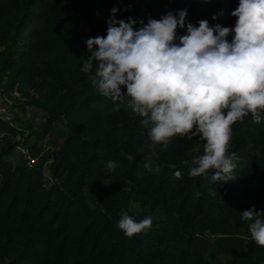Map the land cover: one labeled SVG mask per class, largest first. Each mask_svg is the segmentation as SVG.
I'll list each match as a JSON object with an SVG mask.
<instances>
[{"label": "trees", "instance_id": "16d2710c", "mask_svg": "<svg viewBox=\"0 0 264 264\" xmlns=\"http://www.w3.org/2000/svg\"><path fill=\"white\" fill-rule=\"evenodd\" d=\"M238 4L0 0V88L13 96L14 85L30 84L32 103L48 113L35 144L45 135L59 141L39 157L41 167L52 160L48 187L41 168L19 164L0 173V264H264V246L247 240L250 221L241 219L250 208L264 210V119L257 124L249 114L232 126L228 151L238 157L236 178L215 185L211 173L189 175L191 161L203 154L198 136L153 148L142 117L126 104L115 110L93 86L95 62L89 73L81 70L91 55L85 41L107 33L112 8L119 10L116 19H135L137 27L186 9V24L198 27L203 19L234 28ZM184 34L186 28L177 30V38ZM16 130L0 118V133ZM109 160L116 164L111 172ZM128 199L146 212H125ZM125 213L137 222L152 217L151 228L126 237L117 227Z\"/></svg>", "mask_w": 264, "mask_h": 264}, {"label": "clouds", "instance_id": "9594fccd", "mask_svg": "<svg viewBox=\"0 0 264 264\" xmlns=\"http://www.w3.org/2000/svg\"><path fill=\"white\" fill-rule=\"evenodd\" d=\"M110 11L106 36L85 41L91 55L81 70L89 73L95 62L93 86L117 104L115 110L126 104L142 117L153 148H166L178 136H198L203 154L191 161V177L211 173L215 185L234 180L238 157L228 151L232 126L249 114L254 123L264 119V0H239L231 13L237 18L234 28L210 26L203 19L198 27L186 24V9L168 10L146 24L141 20L137 28V20H118L119 10ZM185 28L177 38V30ZM144 167L151 169V155ZM115 168L107 161L108 171ZM241 219L250 221L251 240L264 246V210L250 208ZM152 222L125 213L117 227L132 238Z\"/></svg>", "mask_w": 264, "mask_h": 264}, {"label": "rangeland", "instance_id": "374dc122", "mask_svg": "<svg viewBox=\"0 0 264 264\" xmlns=\"http://www.w3.org/2000/svg\"><path fill=\"white\" fill-rule=\"evenodd\" d=\"M101 25L105 24L104 16H101ZM137 27V26H136ZM138 28V27H137ZM103 36H106V32L101 31ZM16 92L19 93V97L15 98ZM13 96L3 92V88H0V103H5L7 100H16L18 103L15 105V118L19 124L22 120L24 125L22 127L25 131L17 129L14 132H2L0 133V173L6 167H14L15 165H24L27 168H33L35 170L42 169L44 174L43 185L48 187L52 180V160L50 159L42 167L39 164V157L43 152H54L56 144L49 141V136L45 135L39 144H35L37 138L36 131L42 129V124L46 120L48 113L42 109H39L32 103V97L35 95L34 88L29 84L25 88L20 89L17 85H14L11 89ZM18 145H23L28 150L27 153L23 154L18 148ZM35 157L36 162L33 165L29 164L30 158ZM108 180L106 183H109ZM129 182L127 181V184ZM125 212L133 216H137L141 212H146L142 205L138 201L133 199L126 200ZM249 238V237H247ZM251 241V239H247ZM219 256L225 259L228 254L220 251Z\"/></svg>", "mask_w": 264, "mask_h": 264}, {"label": "built area", "instance_id": "2783aa9c", "mask_svg": "<svg viewBox=\"0 0 264 264\" xmlns=\"http://www.w3.org/2000/svg\"><path fill=\"white\" fill-rule=\"evenodd\" d=\"M19 97V93L16 92V96L15 98H18ZM18 102L16 100H7V102L5 103H0V118L9 122V124L17 129H22L23 127L20 126L18 124V122L16 121V118H15V105L17 104ZM18 148L21 150V152L24 154L27 153V149L25 146L23 145H18ZM36 162V158L35 157H31L30 158V161H29V164L30 165H33V163Z\"/></svg>", "mask_w": 264, "mask_h": 264}]
</instances>
